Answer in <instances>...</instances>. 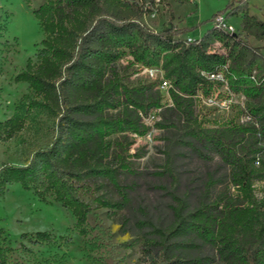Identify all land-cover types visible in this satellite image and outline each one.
Segmentation results:
<instances>
[{
    "label": "trees",
    "instance_id": "obj_1",
    "mask_svg": "<svg viewBox=\"0 0 264 264\" xmlns=\"http://www.w3.org/2000/svg\"><path fill=\"white\" fill-rule=\"evenodd\" d=\"M168 1L44 0L34 10L45 36L15 81L33 91L28 112L46 111L58 119L57 136L27 165H4L0 191L21 183L70 210L85 233L91 207L84 194L101 192L95 200L104 207H129L131 180L139 174L126 157L131 137L146 134L145 117L157 112L156 125L167 142L158 182L169 213L167 221H137L145 262L264 264V188L257 191V183H264V53L247 40L264 41V21L249 13L247 0L230 13V1L213 18L241 11L238 33L212 25L189 41L176 38L184 30L157 32L141 22ZM126 56L134 67L163 69L170 102L163 103L154 83L125 80ZM217 71L243 97L248 121L204 125L200 96L219 86L202 73ZM25 121L23 114L0 121V141L22 131ZM52 238L39 231L30 242ZM7 254L0 241V264H9Z\"/></svg>",
    "mask_w": 264,
    "mask_h": 264
},
{
    "label": "rangeland",
    "instance_id": "obj_2",
    "mask_svg": "<svg viewBox=\"0 0 264 264\" xmlns=\"http://www.w3.org/2000/svg\"><path fill=\"white\" fill-rule=\"evenodd\" d=\"M43 1L34 0L29 5L24 0H0V121L15 114L25 115L26 120L22 131L7 141H0V169L6 164L27 165L35 152L49 147L57 136L58 119L46 111L28 112L33 91L27 83L15 81L45 36L34 15ZM230 1L231 13L239 9L240 0H191L185 4L169 0L166 5H156L141 22L157 32L170 28L184 30L176 38H200L212 27L214 14L224 10ZM247 2L249 13L264 21V0ZM242 15L241 11L231 14L227 22L240 30ZM247 40L264 53V41L252 37ZM129 59L126 56L121 60L126 81L154 83L159 87L158 80L130 65ZM162 93L163 103L169 102L167 91ZM243 108V97L235 95L228 109L200 101L197 111L204 125L213 127L242 120ZM157 121V112H153L145 117L147 133L131 137L126 157L139 174L131 180L129 207H104L95 200L101 192L84 194L91 211L83 234L76 227L72 212L61 203L42 200L18 182L0 191V229L4 231L0 241L8 248L9 264H148L142 253L143 232L137 221L147 216L167 221L169 213V198L158 182V170L165 163L166 134L158 128ZM263 188V182L257 183L258 192ZM39 231L50 232L52 240L41 244L30 242V235Z\"/></svg>",
    "mask_w": 264,
    "mask_h": 264
},
{
    "label": "built area",
    "instance_id": "obj_3",
    "mask_svg": "<svg viewBox=\"0 0 264 264\" xmlns=\"http://www.w3.org/2000/svg\"><path fill=\"white\" fill-rule=\"evenodd\" d=\"M213 25L220 26L222 28H225L232 32L233 34L238 33L239 30H236L233 26H231L225 17V15H217L213 19ZM196 39V38H195ZM189 41H192L194 39H187ZM139 68L143 69L145 74L155 80H158L159 82V89L164 91H169L171 87L170 81L165 77V73L163 69L161 68H155V67H144V66H138ZM209 81H211L215 86H219L217 90L214 92V94L204 97L200 96V101H203L208 106L213 107H220L223 109H228L232 102L233 97L237 94L231 92L229 88V83L227 76L224 71H217L214 73H202ZM221 88L224 90L222 91ZM225 93V94H224ZM170 102V100H169ZM249 117H243L242 121H248Z\"/></svg>",
    "mask_w": 264,
    "mask_h": 264
}]
</instances>
